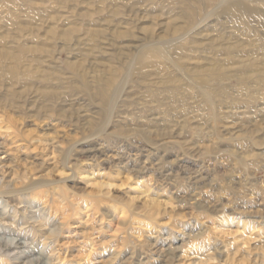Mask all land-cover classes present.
Instances as JSON below:
<instances>
[{"label": "rangeland", "instance_id": "374dc122", "mask_svg": "<svg viewBox=\"0 0 264 264\" xmlns=\"http://www.w3.org/2000/svg\"><path fill=\"white\" fill-rule=\"evenodd\" d=\"M0 264H264V0H0Z\"/></svg>", "mask_w": 264, "mask_h": 264}, {"label": "bare ground", "instance_id": "6f19581e", "mask_svg": "<svg viewBox=\"0 0 264 264\" xmlns=\"http://www.w3.org/2000/svg\"><path fill=\"white\" fill-rule=\"evenodd\" d=\"M16 245H18V244H16Z\"/></svg>", "mask_w": 264, "mask_h": 264}]
</instances>
